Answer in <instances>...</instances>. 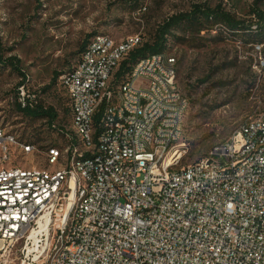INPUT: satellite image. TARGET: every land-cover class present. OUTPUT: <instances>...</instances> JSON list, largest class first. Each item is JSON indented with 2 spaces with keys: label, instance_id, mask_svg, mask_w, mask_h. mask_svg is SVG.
I'll return each instance as SVG.
<instances>
[{
  "label": "built area",
  "instance_id": "built-area-1",
  "mask_svg": "<svg viewBox=\"0 0 264 264\" xmlns=\"http://www.w3.org/2000/svg\"><path fill=\"white\" fill-rule=\"evenodd\" d=\"M141 44L91 39L58 77L70 121L43 152L0 125V264L30 250L40 264H264V101L250 97L228 140L178 168L188 101L175 58L115 76ZM17 90L21 109L38 104ZM32 154L37 165L13 163Z\"/></svg>",
  "mask_w": 264,
  "mask_h": 264
},
{
  "label": "rangeland",
  "instance_id": "rangeland-1",
  "mask_svg": "<svg viewBox=\"0 0 264 264\" xmlns=\"http://www.w3.org/2000/svg\"><path fill=\"white\" fill-rule=\"evenodd\" d=\"M193 5L219 6L245 24L255 20L254 9L264 13V0H0L1 59L16 58L25 74L22 81L13 70L0 66V125L42 152L55 145L59 137L48 131L44 119L26 117L17 109L18 87L25 83L43 108L54 110L58 125H67L65 92L58 79L51 81L54 72L61 75L76 62L87 35H109L115 41L139 35L143 42L150 41L164 21ZM226 32L223 26H214L199 34L176 35L189 44L169 41L176 82L188 101L178 141L184 151L178 168L228 140L250 110V97L264 101V67L255 65L258 57L264 62V43H257L263 45L259 54L252 44L235 42ZM37 156L13 163L37 165ZM25 256L17 251L12 264H40L33 255Z\"/></svg>",
  "mask_w": 264,
  "mask_h": 264
},
{
  "label": "trees",
  "instance_id": "trees-1",
  "mask_svg": "<svg viewBox=\"0 0 264 264\" xmlns=\"http://www.w3.org/2000/svg\"><path fill=\"white\" fill-rule=\"evenodd\" d=\"M136 8L137 2H134L133 9ZM251 14L254 15L255 20L251 23L245 24L244 22L236 21L229 13L220 9L219 6L211 9L202 5H193L190 11L168 18L163 22L162 25L159 26L150 41H142V44L139 47L130 52L128 56L121 62V65L115 75L116 79L123 80L124 76L130 72L133 65L136 64L140 59L156 54L169 53L170 39L179 41V43L189 44V40H182V38H178L176 36L179 33L199 34L209 27L223 26L227 31V38L232 39L235 37V42H238L242 45L264 43V13L258 9H254ZM92 35L93 34L87 35L82 41L79 47L80 55L76 62L79 60L81 54L84 52L91 39L94 37ZM1 58L2 56L0 55V66L5 69L13 70L23 81L25 74L20 69L19 61L16 58ZM74 64H72L70 68ZM70 68H68V70ZM59 76V72H54L51 84H54ZM17 109L26 117H30L32 119H44L46 121L47 129L50 132L54 131L52 128L54 123H56V128L61 127L57 123V114L52 108H43L42 105L38 103L32 109H21L19 106H17Z\"/></svg>",
  "mask_w": 264,
  "mask_h": 264
},
{
  "label": "bare ground",
  "instance_id": "bare-ground-1",
  "mask_svg": "<svg viewBox=\"0 0 264 264\" xmlns=\"http://www.w3.org/2000/svg\"><path fill=\"white\" fill-rule=\"evenodd\" d=\"M180 156H182V155H180ZM30 254H31V250L28 252V257L31 256Z\"/></svg>",
  "mask_w": 264,
  "mask_h": 264
}]
</instances>
